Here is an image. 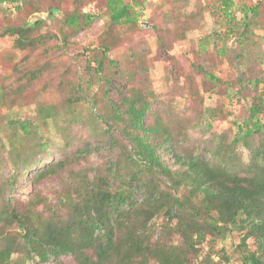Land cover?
Here are the masks:
<instances>
[{"label":"trees","instance_id":"16d2710c","mask_svg":"<svg viewBox=\"0 0 264 264\" xmlns=\"http://www.w3.org/2000/svg\"><path fill=\"white\" fill-rule=\"evenodd\" d=\"M82 1L73 0L76 4ZM106 1L115 25L137 21L133 3ZM27 2L0 0V11L10 13L13 10L10 4L20 11ZM223 3L225 9L233 13L229 20L234 22L235 10L231 9L234 2L223 0ZM239 8L244 12L241 33L248 35L252 32V19L260 15L261 4L243 3ZM60 12L59 6L44 10L33 6V13L22 25H9L2 35L9 37L20 50L56 38V45L66 49L70 44L69 37L84 30L98 17L96 11L80 8L63 14V17ZM55 20L57 30L44 34L43 30L49 29ZM100 48L104 55L111 51L106 45ZM13 62L14 57L0 58L4 65ZM100 64L97 69L103 73V59ZM48 70L47 67L31 70V79L44 76L43 72ZM112 77H102L106 81L104 95L110 104L111 118H104L101 113L98 118L107 125L105 135L122 148L121 155L110 162L105 174L98 173L90 178L88 174L81 177V173L78 180L77 177L70 178L71 187L61 195L68 209L65 216L52 211L48 197H42L40 192L31 197L24 210L12 206L2 208L0 222H17L20 230L13 236L0 226V264H25L27 258L35 255L43 262L53 259L63 264L61 257L70 254L79 264H195L193 259L207 239L214 248V242L234 232L239 234L235 243L244 251V262L264 264V89L257 101L249 106L247 119L238 124L234 142L228 144L221 135L210 153L211 159L206 154L209 152H200L184 144L190 127V120L185 116L169 111L171 116L167 118L166 111L156 110L154 118L149 120L154 102L136 85H124L127 92L117 104L110 97L115 84ZM12 86L7 81L0 83V107L19 104L15 92V96L9 94ZM26 90L24 87L22 91ZM74 90L80 96L73 94ZM83 90L82 84H74L67 102L60 105L68 107L61 110L64 121L60 125L66 138L70 136L71 127L82 121L76 105L81 101ZM92 102L96 105L94 99ZM55 105L43 108V117L39 119L42 124L25 119H2L0 130H9L12 145L27 144L26 151L28 144H33L41 151L45 147L40 138L42 125L49 118L55 119ZM118 131L133 144L132 149L122 146V139L116 135ZM238 143L250 151L251 161L247 165L237 154ZM89 151L90 145L86 143L71 157ZM20 159L21 163L30 164L28 154ZM67 163L70 165L65 158L45 167L34 180L39 181L47 174L63 169ZM138 192L142 199L138 198ZM157 216L166 219L167 233L182 238V245L164 241L161 236L156 238L151 221ZM15 254H18L17 259L13 258ZM212 254L209 252L201 264H229L230 256L226 252L220 254V261Z\"/></svg>","mask_w":264,"mask_h":264},{"label":"rangeland","instance_id":"374dc122","mask_svg":"<svg viewBox=\"0 0 264 264\" xmlns=\"http://www.w3.org/2000/svg\"><path fill=\"white\" fill-rule=\"evenodd\" d=\"M127 1L134 4L137 21L125 25L113 23L106 0H84L78 4L73 0H28L20 11L14 10L15 7L8 14L0 11V58L14 57L12 64L0 63V83L7 81L14 85L9 94L15 96V92L20 100L12 107H0V122L12 118L41 123L39 119L43 117L44 107L56 104L57 111L55 119L43 122L40 138L45 147L41 151L33 144H28L26 151L27 144L12 145L9 130H0V210L8 206L24 210L31 197L40 192L42 197H48L52 211L65 216L68 209L61 195L71 187L70 178L77 177L78 180L81 173V177L88 174L90 178L98 173L105 174L110 162L121 155L122 148L105 135L107 125L98 118L99 113L104 118H111L103 76L115 78L110 97L117 104L127 92L124 85L134 84L152 99L149 120L154 118L156 110L166 111L167 118L171 113L188 118L189 137L184 144L200 152H209L206 153L209 158L221 135L228 144L234 142L238 124L247 119L249 106L257 101L264 89V0H232L234 22L229 20L233 13L225 9L223 0ZM257 2L261 4L260 15L251 21L252 32L242 35L240 24L244 12L239 6ZM33 6L39 10L59 6L60 17L75 8L96 11L98 17L84 30L72 34L66 49L56 45V38L20 50L2 33L9 25H22L33 13ZM57 28L55 20L43 33L49 34ZM105 45L111 48L107 55L100 48ZM102 59L104 72L99 73L97 68ZM45 67L49 70L43 72L44 76L31 79V70ZM74 84L84 86L81 101L76 105L82 121L71 127L70 136L66 138L60 125L64 121L61 110L68 107L60 105L67 102ZM24 87L26 91H22ZM73 94L80 96L76 90ZM116 135L122 139V146L133 148L125 135L119 131ZM86 143L90 145L88 153L71 157ZM237 151L245 164H249L250 151L242 143L237 144ZM26 154L30 159L28 165L20 162ZM65 158L70 165L67 163L63 169L47 174L39 181L34 180L39 171ZM138 198L142 199L139 192ZM165 220L163 216H157L151 221L156 238L161 236L164 241L182 245V238L167 233ZM0 226L13 236L20 230L17 222H0ZM238 235V232L228 233L227 238L213 243L214 248L207 239L199 247V255L193 257L194 263L201 264L209 252L220 261V254L226 252L230 256L229 264H246L242 258L244 251L235 243ZM13 258L17 259L18 254ZM60 262L79 264L71 254L62 256ZM25 264L59 263L53 259L43 262L35 255L27 258Z\"/></svg>","mask_w":264,"mask_h":264},{"label":"built area","instance_id":"2783aa9c","mask_svg":"<svg viewBox=\"0 0 264 264\" xmlns=\"http://www.w3.org/2000/svg\"><path fill=\"white\" fill-rule=\"evenodd\" d=\"M10 7H11V8H14V5L10 4Z\"/></svg>","mask_w":264,"mask_h":264},{"label":"water","instance_id":"95a60500","mask_svg":"<svg viewBox=\"0 0 264 264\" xmlns=\"http://www.w3.org/2000/svg\"><path fill=\"white\" fill-rule=\"evenodd\" d=\"M145 24H147V23L145 22Z\"/></svg>","mask_w":264,"mask_h":264}]
</instances>
